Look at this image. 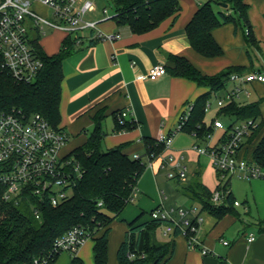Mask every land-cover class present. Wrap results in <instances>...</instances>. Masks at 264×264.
Segmentation results:
<instances>
[{"label":"crops","instance_id":"obj_1","mask_svg":"<svg viewBox=\"0 0 264 264\" xmlns=\"http://www.w3.org/2000/svg\"><path fill=\"white\" fill-rule=\"evenodd\" d=\"M177 1L181 10L174 22L169 18L142 35L133 34L127 26L119 25L112 18L101 21L98 24L101 33L119 35V38L113 41L84 40L62 62L59 127L68 137L61 151L62 155H69L72 150L86 141L87 135L93 129V116L97 112L103 113L102 130L105 133L101 142L103 151L123 146L124 153L129 157L142 156L145 152L144 139L157 140L162 135H169L176 128L178 118L184 109L209 91L207 87H200L191 80L172 76L169 71L173 67L170 60L172 56L185 58L196 70L206 76H215L226 70L242 74L257 70L264 72V0H245L248 7L247 23L239 21L236 24H222L212 32L215 42L222 50V55L209 59L202 57L191 48L185 32L186 25L202 2ZM220 9L224 10L221 7ZM95 12H97L96 4L95 11L91 14L92 18L89 20L100 21L103 16H95ZM223 12L229 13L227 10ZM107 15L111 17L113 10ZM44 37L46 45L51 46V50L46 51L42 37L39 45L44 53L48 56L57 54L64 35L54 32ZM155 65H163L166 74L155 81L143 79L148 70ZM227 83L231 85L230 89L234 85L229 81H226L225 85ZM225 85L223 90L212 94L210 102L230 90H227ZM245 88L254 93L252 95L255 96V101L251 104L258 105L260 116L257 123L264 126V83L247 84ZM218 110L219 108L216 109V113ZM118 111H128L129 117L122 121L117 119V122L132 121L135 123L134 129L113 132L116 122L113 114ZM194 139L199 141L193 134L181 131L174 136L170 149L165 151L168 153L171 148L182 151L191 144L192 147L198 146V143H194ZM192 151L197 156L199 167L195 173L199 177L200 184L207 189L206 177L213 173L212 168L201 167L202 156ZM145 159L149 162L148 158L144 157L143 160ZM152 160L149 168L145 169L136 184L132 202L110 224L107 237V264H117L116 251L123 241L130 221L141 213L143 216L139 223L149 221V214L154 209L159 206L166 208L161 196L162 190H160L156 167L160 159ZM205 163L206 161H203L202 164ZM168 181L175 186L180 185L177 181ZM188 183L180 186L184 187ZM234 186L229 179L228 189L234 201L240 204L234 207L235 214H227L217 220L203 212L204 222L198 233V240L208 251L207 255H202L198 249L190 248L181 236L164 237L162 230L161 240L156 234L154 235V240L158 243L173 244V255L165 264H264V233L260 232L264 227L258 225L259 222H264V180H244L241 190L239 186ZM180 196L178 200L186 203L170 205L169 208L187 209L195 206L196 203L190 202L183 189ZM196 207L201 209L199 204ZM249 234L255 236V240L251 243L247 241ZM222 240H226L228 245L223 246ZM92 247L91 241L89 251L90 260L93 262ZM76 257L83 263L90 264L89 255L86 256L88 260L85 261L81 257L80 250ZM70 262L71 259L68 264Z\"/></svg>","mask_w":264,"mask_h":264},{"label":"trees","instance_id":"obj_2","mask_svg":"<svg viewBox=\"0 0 264 264\" xmlns=\"http://www.w3.org/2000/svg\"><path fill=\"white\" fill-rule=\"evenodd\" d=\"M115 20L119 25L127 26L133 34L142 35L171 18L174 22L181 10L177 0H111ZM225 4L229 13L214 7ZM247 4L245 0H208L199 5L197 11L185 27L191 48L204 58L222 55L212 32L222 24L247 23ZM218 9V10H217ZM75 42L64 37L57 54L48 56L37 46L44 67L32 84H22L0 69V115L20 113L24 116L38 114L48 124L60 132V86L63 79L62 62L72 54ZM173 67L172 76L191 80L209 91L191 105V111L182 132L193 134L203 140L213 131L205 123V106L212 94L224 89L226 81L234 71L226 70L215 76L202 75L185 58L170 57ZM236 72V71H235ZM115 116L114 133L130 131L135 128L132 121L118 123L120 113ZM260 116L257 104L241 106L235 101L228 102L216 113V118L230 123L252 120L257 123ZM103 113L93 116V129L86 141L68 155L77 163L82 176L72 186L69 197L59 206L41 204L40 219L31 212H23L24 204L15 206L0 203V264H31L34 258L50 252L54 241L75 227L89 233L93 242L92 257L94 264H107L108 232L110 224L132 202L136 184L146 169L143 158L152 160L164 151L163 144L154 139H144V155L138 159L124 153L123 146L103 151L101 142L105 136L102 130ZM65 133V132H64ZM241 157L264 168V126L257 123L251 135L241 147ZM180 183V181H177ZM229 180L220 182L216 189L226 191L225 203L218 207L211 204L212 193L199 182L197 173L182 189L191 203L201 206V211L220 220L227 214H235L233 196L228 189ZM100 204V205H99ZM28 208V207H27ZM141 213L127 224L123 241L116 251L117 264H165L173 255V244L158 243L154 240L156 229L161 226L158 220L139 223ZM264 233V228L260 229ZM177 231L175 232V236ZM58 256H55L54 264ZM70 264H84L72 256Z\"/></svg>","mask_w":264,"mask_h":264},{"label":"built area","instance_id":"obj_3","mask_svg":"<svg viewBox=\"0 0 264 264\" xmlns=\"http://www.w3.org/2000/svg\"><path fill=\"white\" fill-rule=\"evenodd\" d=\"M94 11L95 4L90 0H0V69L18 83H34L44 67L37 46L40 47V39L48 33L60 32L64 37H71L76 47L84 40L118 39L119 35L103 34L98 29V24L113 18L114 13L109 17L104 8L100 21L85 19L86 15H91ZM165 74L166 68L163 65H155L143 79L155 81ZM228 81L234 85L225 96L216 98L217 108L236 101L244 91L248 96L245 86L264 83V72L257 70L246 74L234 73L229 76ZM210 107L211 102H208L204 112L207 113ZM190 111L191 105H188L179 116L176 128L169 135L158 137L157 141L163 144L164 150L170 149L174 136L182 131ZM128 117L129 112L123 111L118 119L122 121ZM256 126L257 123L248 120L235 123L227 130L221 120L215 119L213 128L222 131L217 144L205 150L194 145L192 150L198 155L209 156L213 166L225 180L231 177L264 180V168L241 157V147ZM67 141L66 133L52 128L38 114H1L0 203L15 206L24 204L39 220L41 204L46 202L55 208L69 197L72 186L82 176V172L68 155L61 154ZM133 158L138 159V155ZM172 161L171 156L163 159L161 166L167 169L168 180L181 181L186 176L185 167H181L179 162L172 167ZM150 162L149 160V165ZM226 193L216 189L211 195V204L215 207L223 205ZM239 205L237 201L233 202L234 207ZM149 218L162 223L164 237H174L177 231L176 235L183 237L190 248L198 249L202 255L208 254L198 240V233L204 222L200 208L159 206L149 214ZM88 240H91L89 233L83 228L75 227L57 238L48 254L34 258L31 264H51L54 257L61 253L77 256ZM254 240L253 234L247 236L248 243ZM221 244L227 246L228 242L222 240Z\"/></svg>","mask_w":264,"mask_h":264},{"label":"rangeland","instance_id":"obj_4","mask_svg":"<svg viewBox=\"0 0 264 264\" xmlns=\"http://www.w3.org/2000/svg\"><path fill=\"white\" fill-rule=\"evenodd\" d=\"M92 1L93 3L96 4V8H97V12H95V16L96 15H99V16H103L102 15V9L105 7L107 8V12L110 14L112 13V8L108 5L109 2L111 0H90ZM198 1H201L202 3L208 1V0H198ZM214 7L216 8H219V5H214ZM221 10V9H220ZM226 11V9H224ZM224 10H221V11H224ZM92 16L91 15H86L85 19L89 20L91 19ZM49 35L52 34V33H48ZM44 38V39H43ZM43 46H44V49L46 51H50L51 50V46H47V42H45V37H43ZM226 89L229 90L231 85L229 83H227L226 85ZM245 90L250 93V96H247V94L244 92L241 93V95L239 96V98L236 99V103L237 104H251L255 101V96L252 95L254 93L250 92V90H248V88H245ZM222 97L225 96L224 94H221ZM221 95H218L217 98L221 97ZM226 101V99H225ZM215 102H216V98H213L212 99V102H211V107L210 109L208 110V112L205 114V123L206 125H211L212 121L216 118V106H215ZM228 103V102H227ZM218 119V118H216ZM223 123L225 125V127L228 126V124L230 123L229 120L227 119H223ZM239 123V122H238ZM259 123V122H258ZM222 134V131L220 130H213L211 132L210 137H205L203 140H199V141H196V139H194V143H198L199 147L203 150L207 149V148H211L213 147L215 144H217L218 142V139L220 138ZM174 151L176 153H174ZM167 151H163L159 156H157L155 159H160V162H158L157 164V168H158V180H159V183H160V190H162L161 192V196H162V199L164 201V203L166 204L165 207L166 208H169L170 205H178V204H185V202H182L183 200H178L179 197H181V190H182V187L180 185L184 184V183H188L190 181V179L192 178V176L194 175L195 171H198V161H197V156L196 154H194V152L192 151V144L187 146L186 149H182V151H178L174 148H171L170 151H168V153H166ZM172 157L173 158V161L170 162V165L173 167L176 165V163H180L181 167H185V178L182 179V181L180 182V185L179 186H175L174 183L168 181L167 179V174H168V171L166 168H162L160 165H161V162L163 159H167L168 157ZM206 163L205 164H202L203 161ZM154 160H152L153 162ZM143 162L146 164V168H149V162L148 160H143ZM200 163H201V167H208L210 166L212 168V171L213 173L211 174H208L207 175V189L208 191H210L211 193H213L215 190H216V187L218 185L219 182H224L225 181V178L223 177L222 174H220L216 168L213 166V163L210 159L209 156H205V157H201L200 158ZM202 170V169H201ZM203 172V171H201ZM228 179V178H227ZM230 182H231V185L233 187H235L234 185L236 186H239V190L242 189V185L244 183V180H241V179H238L236 177H231L230 178ZM165 196V197H164ZM198 204H195V206H197ZM21 209L23 210V212L27 213L29 212L30 213V209L27 208V207H21ZM259 226L261 227H264V222H259L258 223ZM162 227L163 226H160L156 229V232L155 234L157 235V237L159 238V240H161L162 238L160 237V232L162 230ZM90 248H91V241L88 240L87 242H85V244L80 248V252H81V257L86 260L87 257L89 255V260L91 259L90 257ZM58 260L55 262V264H68L70 259H72V255H69L68 253H61L59 256H58ZM84 264H86L84 262ZM89 264V263H88ZM90 264H93V262L90 260Z\"/></svg>","mask_w":264,"mask_h":264},{"label":"water","instance_id":"obj_5","mask_svg":"<svg viewBox=\"0 0 264 264\" xmlns=\"http://www.w3.org/2000/svg\"><path fill=\"white\" fill-rule=\"evenodd\" d=\"M219 7H221V8H226L227 6L225 5V4H219ZM165 56H167V55H165Z\"/></svg>","mask_w":264,"mask_h":264}]
</instances>
